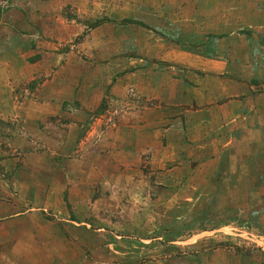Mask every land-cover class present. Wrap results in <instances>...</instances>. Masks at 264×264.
<instances>
[{
    "label": "rangeland",
    "instance_id": "obj_1",
    "mask_svg": "<svg viewBox=\"0 0 264 264\" xmlns=\"http://www.w3.org/2000/svg\"><path fill=\"white\" fill-rule=\"evenodd\" d=\"M238 2L195 39L176 0H0V264H264L263 150L170 124L202 120L196 59L264 91V3Z\"/></svg>",
    "mask_w": 264,
    "mask_h": 264
},
{
    "label": "crops",
    "instance_id": "obj_2",
    "mask_svg": "<svg viewBox=\"0 0 264 264\" xmlns=\"http://www.w3.org/2000/svg\"><path fill=\"white\" fill-rule=\"evenodd\" d=\"M170 1L172 2L175 0ZM176 1H178V3H181L180 6H177V8H179L180 10H184L182 11L181 16H186L187 19L192 18V22L188 23H190L191 25H195V28H197L199 33L201 34L200 37H197L199 33L195 30V39H203V33H205L207 36H210L211 38H215V36H218L219 34L232 35L233 33L229 34L230 30H226L225 32L222 31L224 29L223 27L221 28V31L219 30L218 17L220 15V12L223 11L221 10V7H226V4L228 5L227 10L229 11H226L225 17L229 18L234 15L236 7H238L236 5L237 2L244 0H229L230 4L227 2L228 0ZM257 1L264 3V0ZM260 5L263 6L264 10V4ZM166 15L171 16L172 14L164 12L162 16L166 17ZM187 21L188 20H185V22ZM163 23L167 24V21L163 20ZM204 26H206V28H204ZM208 26L211 27L208 28ZM224 38L225 37H223V39ZM249 38L250 42H252L253 40L251 36ZM262 42H264V40ZM212 45L213 44L211 43V45L209 46L210 49H217L214 46L212 47ZM263 45L261 46L262 48ZM183 47L189 48L190 45L188 47L184 45ZM225 58H227V60H220L219 57L212 55L209 58L203 57L196 59V63L201 64L204 67L203 70L206 72V74L205 77L201 78V80L199 81V85L197 87L198 89L196 88V90H198L197 95L194 98L190 97L185 101H187L186 104H190L193 102L195 103L196 107L200 108V110L195 111V113L202 112L200 113L203 117H201L202 120H192L190 116L186 115V113L188 112H182V117L178 116L173 118L170 124H181L182 126H185L186 124H211L216 120H218L219 123L226 122V124H231V126L233 128H236V130L233 129L230 131V133H228V139L225 138V140L227 141V145H235L241 143L253 146L257 145L259 146V149L263 150L262 152L257 153V159L260 162L258 166L259 173L257 175L259 182L252 190V192L259 193L261 195L264 194V91L256 94L251 91L248 84L246 83H240V87L236 86V81L239 80V78H236L235 76V73H238L236 72L237 69L233 68V66L230 65L228 57ZM217 80L220 82L219 89L212 86L214 85V83H216ZM262 84H264V78L262 79ZM192 90L195 89L193 88ZM176 105H178V103H175V106ZM208 115L210 116V118ZM237 124H241V126L239 127L246 130H250L251 128L258 129L260 135L256 138L257 141L252 142L251 140H248V138H245L243 140L242 138L244 136L240 135V132L242 130L239 127L237 128ZM238 173L239 172L237 168L234 175H238ZM258 219L260 221L257 229L258 233L264 235V209L262 212H260ZM260 238H263V236L261 237L260 235Z\"/></svg>",
    "mask_w": 264,
    "mask_h": 264
}]
</instances>
